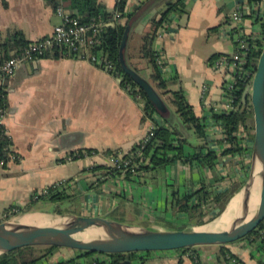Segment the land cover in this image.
<instances>
[{
  "label": "crops",
  "instance_id": "0c3cea01",
  "mask_svg": "<svg viewBox=\"0 0 264 264\" xmlns=\"http://www.w3.org/2000/svg\"><path fill=\"white\" fill-rule=\"evenodd\" d=\"M112 11L116 0H99ZM142 0H128L132 9ZM246 0H184V10L172 12L161 38L155 37L153 48L165 55L163 73L169 79L166 89H183L194 113L204 119L205 136H197L192 128L183 125L170 100V94H160L170 114L153 117L159 124L176 127L192 146L207 144L214 150L216 164L210 168L183 160L158 171L146 183L123 179H108L98 188L91 187L90 163L103 164L107 150L127 152L154 125L141 107L144 102L131 96L109 71L88 60L70 56L48 55L20 64L12 75L0 77V88L6 97L7 111L2 120L15 156L0 162V219L8 205H26L32 194L43 188L69 180L77 194L74 204L85 215H112L134 211V219H117L152 228L180 229L197 223L187 220L186 213L171 210L174 193L183 194L209 184L214 192L234 190L244 180L250 164V153L224 152L227 144L215 106L223 99L222 84L225 70L212 66L211 55L230 54L234 50L231 13L243 8L239 22L246 34L262 31L264 5L256 11H246ZM165 8L159 0L141 17L128 38V53L149 79L151 68L138 57L140 37L150 30L151 17ZM253 11L252 15L249 13ZM261 16L256 20L257 14ZM62 17L44 0H0V42L19 30L29 41L49 35ZM213 27H216L213 29ZM222 56V55H221ZM220 56V57H221ZM175 112V114H173ZM91 149L94 154L67 160L73 151ZM51 202V201H50ZM33 204L34 210L47 211ZM55 206V202H51ZM33 210V209H32ZM71 212V211H69ZM191 219V217L189 216ZM187 221H191L188 223ZM194 221V222H192ZM246 264H264V251L256 242L246 238L225 244ZM218 244L196 245L203 264H218ZM59 253L50 263L74 255L75 249L58 247ZM189 251L161 250L145 256L144 264H193Z\"/></svg>",
  "mask_w": 264,
  "mask_h": 264
},
{
  "label": "trees",
  "instance_id": "16d2710c",
  "mask_svg": "<svg viewBox=\"0 0 264 264\" xmlns=\"http://www.w3.org/2000/svg\"><path fill=\"white\" fill-rule=\"evenodd\" d=\"M54 11L62 8L70 16L78 18L83 23H90L96 21L101 23L98 32L100 38V46L106 58L113 64L112 75L119 77L120 85L134 98L140 99L144 102L145 112L150 117L154 125L152 127V135L147 141L135 142L129 151L124 152V159H131L128 165L120 167L106 166L103 164L92 165L88 168V172L92 175L91 187L98 188L103 182L108 179H123L137 183H146L155 176L158 171H161L166 166L172 164L176 160H183L188 163L194 162L196 165L205 164L212 168L216 164V155L213 149L209 148L207 144L192 146L189 149L188 139L176 127L172 125L159 124L155 121L153 114L157 113L152 106L150 100L142 89L133 81V79L125 73L119 62V46L124 29L127 25L130 26L129 35L132 29L139 23L141 17L144 15L154 3L159 0H152L144 9L137 12L146 0H142L132 9H127L128 0H116L114 9L108 10L107 7L99 0H44ZM249 3L262 2L264 0H248ZM165 8L152 16L150 19V30L143 33L140 37V45L138 49V57L145 60L148 67L151 68L149 81L155 88H161L160 94L169 93L170 100L175 106V111L180 117L183 125L192 128L194 133L199 137L205 136V124L202 117L197 116L192 105L186 100L183 89L175 90L166 89L169 77H166L162 69L156 62V51L153 48V41L156 37L157 31L162 26H167L169 15L172 12H180L184 10V0H164ZM264 4L262 3L261 6ZM118 13V16L115 14ZM253 11L249 13L252 15ZM257 14V12H256ZM259 15L257 14V17ZM259 16L256 20H260ZM264 19V17H262ZM262 31L259 34L243 33L242 37L247 42V48L242 55V62L239 64L241 69L238 70L237 82L233 91L234 109L228 112L213 113V117L219 120L224 134V140L227 147L224 152H237L240 154L250 153L252 144V124L250 126L249 120L251 116V108L249 97L246 98V103L242 100V93L245 87L249 85V79L243 81L240 74L243 71H252L256 58L259 55L261 48L264 46V20H260ZM216 27H213L215 29ZM240 28H242L240 26ZM238 27H232L234 35L240 30ZM129 38V36H128ZM31 41L27 40L23 33L16 30L10 33L9 37L0 42V62L4 59L16 55L22 47L27 46ZM128 42V39H127ZM236 40L234 36V50H237ZM59 56L57 52L52 54ZM228 56V54L215 53L211 55L210 60L214 61L220 56ZM48 56L46 54L39 57ZM124 58L127 66L133 68L139 74L141 69L131 60V55L128 53V45L126 43ZM142 75V74H141ZM1 90V88H0ZM3 93V92H2ZM0 108L7 111L6 97L0 98ZM165 118V117H164ZM3 127V126H2ZM140 139V138H139ZM138 139V140H139ZM10 139L6 133L0 132V162H5L9 153ZM91 153V149H86ZM114 150H107L106 154L112 153ZM118 151V150H115ZM72 158L82 157L84 153L82 150L74 153ZM132 163H136L134 165ZM249 166V165H248ZM248 174V167L245 172L244 180L235 185V188L230 193L214 192L209 189V184L201 181L198 188L191 191H186L183 194L174 193L172 197L171 210L184 212L189 214L195 222H204V217L209 215L210 218L217 216L225 207L229 198L237 192L241 185L246 180ZM69 180H61L46 187L45 192H40L36 197L31 196L29 202L24 207H19L16 213L30 211L31 205L36 200L45 199L56 203V208L53 212L63 213L59 208L64 201L74 202L77 199V194L70 189L68 185ZM36 193V192H35ZM34 194V193H33ZM7 209L5 210V213ZM69 212V211H67ZM15 213V214H16ZM10 216L5 214L3 219ZM248 241L256 242L259 248L264 247V220L261 221L255 229H253L245 237ZM225 244H218L217 263L218 264H246L242 259L232 253ZM37 245H26L8 250L0 254V264H36L39 259L48 256L55 248V245H45L44 252L36 255L35 250ZM196 245L187 246L180 249L189 251L188 255L192 259L193 264H203L201 258L196 252ZM264 251V248H263ZM75 254L59 259L57 262L42 264H144L145 256L153 251H126V252H96L89 250L75 249Z\"/></svg>",
  "mask_w": 264,
  "mask_h": 264
},
{
  "label": "water",
  "instance_id": "95a60500",
  "mask_svg": "<svg viewBox=\"0 0 264 264\" xmlns=\"http://www.w3.org/2000/svg\"><path fill=\"white\" fill-rule=\"evenodd\" d=\"M151 1L146 0L137 12L142 11ZM129 30L130 26L127 25L120 40V65L144 91L155 111L168 118L170 110L155 87L125 62L124 51ZM247 97L253 129L250 164L243 186L235 193L244 190L241 206L243 213L248 209L249 193L253 190L257 195V209L249 219L240 218L226 228L217 226L235 193L229 198L224 209L211 220L180 229L152 228L117 220L108 214L85 215L75 212L30 210L0 220V254L26 245H55L96 252L161 251L201 244H224L245 237L264 220V46L255 60L250 83L243 90L244 103ZM141 107L145 109V105ZM24 215H29L30 219L23 222L13 220ZM42 215L49 222L36 225L31 223Z\"/></svg>",
  "mask_w": 264,
  "mask_h": 264
},
{
  "label": "built area",
  "instance_id": "2783aa9c",
  "mask_svg": "<svg viewBox=\"0 0 264 264\" xmlns=\"http://www.w3.org/2000/svg\"><path fill=\"white\" fill-rule=\"evenodd\" d=\"M247 3L244 6L246 11H249L251 7H255L256 11L259 10V6L264 4L262 2ZM57 12L62 17V22L55 25L52 32L49 35L31 41L27 46L22 47L16 55L10 56L0 62V77L4 78L13 74L15 69L22 63L32 61L39 58L41 55H52L57 52L60 56L66 55L70 57H76L80 59L88 60L89 62L98 65L99 67L105 69L106 71L112 72L113 64L106 58L102 49H97L100 46V38L98 32L100 30L101 23L96 21L90 23H83L78 18L70 16L62 8H58ZM118 16V13L115 14ZM243 17V8L239 7L235 9L231 15L230 19L234 27L240 28L238 25ZM165 25L160 27L157 31L156 38H161ZM244 30L240 28L236 32L235 40L237 50H233L228 56H221L215 59L212 66L215 69L225 70V77L223 80V101L215 106V110L218 113L228 112L234 109L233 103V91L235 89V84L237 82L238 70L241 69L239 64L242 62V55L245 53L244 49L247 48V42L242 37ZM156 62L158 66L162 69L165 66V55L159 49H156ZM243 81L249 79V83L252 76V71L245 70L242 75L240 74ZM116 77V76H115ZM119 79V77H117ZM3 97L2 90H0V98ZM6 114L5 109L0 108V132L5 133V129L2 127V120ZM151 126L137 142H144L149 139L152 135ZM253 131V129L251 130ZM8 156L13 157L15 154L11 150V145H9ZM123 152L113 151L107 154V164L110 166L120 167L119 162H123L122 165H128L131 163V159L123 160ZM74 155L68 154L66 159L71 160ZM2 162V161H1ZM45 192V191H43Z\"/></svg>",
  "mask_w": 264,
  "mask_h": 264
},
{
  "label": "rangeland",
  "instance_id": "374dc122",
  "mask_svg": "<svg viewBox=\"0 0 264 264\" xmlns=\"http://www.w3.org/2000/svg\"><path fill=\"white\" fill-rule=\"evenodd\" d=\"M222 89H223V87H222ZM173 114H175V112H173ZM249 123H250V126H251V124H252V115L250 116V120H249ZM250 133L251 134H253V131H251L250 130ZM94 152L95 151H91V153H89L87 150H84L83 151V153H84V155L83 156H92L93 154H94ZM67 157V156H66ZM76 158H80V157H77V155H76ZM75 157L73 158V159H76ZM108 159H107V156H106V161H107ZM104 162L103 163V165H106V166H110L109 164H107V162ZM97 163L95 162V163H90V166L89 167H91L92 165H96ZM132 164H134V165H137L136 163H132ZM92 179V178H91ZM243 185H241V187H242ZM45 189H46V187L45 188H43L42 190H40V191H38V192H36V193H34V194H32L34 197H36L37 195H38V193H42L43 191H45ZM43 201H45V204H43V205H41V206H39L40 208H42V209H45V210H47V211H52V210H54L55 208H56V206H52V204H51V202L49 201V200H45V199H42ZM27 205V204H26ZM26 205H22V204H20L19 202H15V203H13V204H10V205H8L7 206V208H5V210L7 209V212L5 213V210H4V213H3V216H5V214H7V215H9L10 217H12V216H15V215H17V214H19V213H21V212H18V213H16L17 211H15V210H18L19 209V207H24V206H26ZM33 205H31V210L33 209L34 210V208L32 207ZM62 212H67V211H71V212H76V211H78V209H77V207L74 205V204H64V203H62L61 205H60V208H59ZM16 213V214H15ZM133 213H135L134 211H122L121 213H117L116 215L115 214H113L112 216L114 217V218H117V219H127L128 221H130V220H133L134 219V215H133ZM186 215V217H187V220H194L195 221V219L194 218H189V214H185ZM2 216V217H3ZM204 222H207L208 220H211V218H210V216L209 215H206L204 218ZM0 220H2V219H0ZM194 221H192V222H194ZM188 223H190L191 221H187ZM44 246L45 245H37V248H36V250H35V254L36 255H38V254H41V253H43L44 252ZM58 248H55L48 256H45V257H43L42 259H39L37 262H36V264H42V263H44V262H48V263H50L49 262V260L51 259V258H54L57 254H55V253H57V251H58V253H59V250H57Z\"/></svg>",
  "mask_w": 264,
  "mask_h": 264
},
{
  "label": "bare ground",
  "instance_id": "6f19581e",
  "mask_svg": "<svg viewBox=\"0 0 264 264\" xmlns=\"http://www.w3.org/2000/svg\"><path fill=\"white\" fill-rule=\"evenodd\" d=\"M243 196H244V190H241L238 193H235V195H233V197L231 198V200L229 201L226 207L225 214L222 216V218L219 219V225L217 226H220V228H226V227H229L231 223L235 222L236 220H239L240 218L241 219L244 218L245 220H247L254 214L255 210L257 209V205H258L257 195L255 194L253 190L251 194L249 193V197L247 198L248 209H247V212L245 213L241 211ZM241 214L243 216H240ZM44 218L45 216L42 215L40 216L39 219H36L32 222L30 221V222L33 225L49 222V221H46ZM27 219H30L29 215L18 216V217H15L13 220L16 222H23Z\"/></svg>",
  "mask_w": 264,
  "mask_h": 264
}]
</instances>
